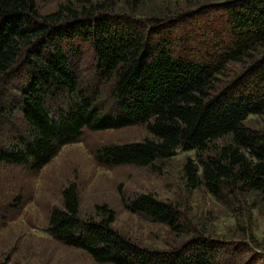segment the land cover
Wrapping results in <instances>:
<instances>
[{"label": "trees", "instance_id": "16d2710c", "mask_svg": "<svg viewBox=\"0 0 264 264\" xmlns=\"http://www.w3.org/2000/svg\"><path fill=\"white\" fill-rule=\"evenodd\" d=\"M40 1L0 0V82L22 69L25 79L18 102L0 117L19 111L26 128L7 148L0 143V165L39 172L85 130L144 126L150 138L104 147L98 163L157 168L180 150L196 151L197 160L183 168L190 190L204 188L238 217L246 208L264 215V129L249 124L264 117V0L218 4L223 34L205 48L192 46V35H177L185 18L169 10L118 14L113 5L86 0L89 6L69 2L43 15ZM133 1L136 11L144 2ZM84 45L100 76L88 90L73 63ZM62 197L47 231L96 263L250 264L241 244L231 257L229 244L203 232L169 250L142 247L114 229L115 213L106 207L101 218L83 219L74 184ZM128 207L174 232L190 229L177 203L153 194Z\"/></svg>", "mask_w": 264, "mask_h": 264}, {"label": "rangeland", "instance_id": "374dc122", "mask_svg": "<svg viewBox=\"0 0 264 264\" xmlns=\"http://www.w3.org/2000/svg\"><path fill=\"white\" fill-rule=\"evenodd\" d=\"M224 1L144 0L136 11L133 0H89L93 4L113 5L118 14L128 10L147 16L156 9L182 14L185 20L177 28V35L183 40L192 35L195 41L192 46L199 44L198 47L203 48L213 42L215 35L223 34L225 15L218 10V4ZM69 2L76 6L89 4L86 0H45L40 1L38 7L41 14L47 15ZM82 49L79 56H74L73 63L78 67L81 87L88 90L98 87L100 76L91 47L84 45ZM23 70L7 83L0 82V110H9L18 102L20 90L25 87V79L20 81ZM109 102L106 100L105 105ZM249 124L263 130L264 117L252 116ZM24 134L26 128L19 111L0 117V143L5 148ZM150 137L144 126L97 132L85 130L78 142L64 146L39 172H31L24 166L1 164L0 264H99L85 251L64 245L47 231L51 212L62 207L63 189L71 184L77 187L83 219L101 218L102 208L106 207L115 213L114 229L142 247L169 250L187 242L192 236L190 232H203L229 244L231 257L239 253L232 250L241 244L248 249L241 254L247 263L264 264V215L257 210L250 213L246 208L238 217L204 188L189 189L183 168L188 159L197 160L196 151L180 150L163 164L157 163V168L134 165L108 168L96 159V154L104 147ZM142 194L177 203L190 229L174 232L131 211L130 202Z\"/></svg>", "mask_w": 264, "mask_h": 264}]
</instances>
